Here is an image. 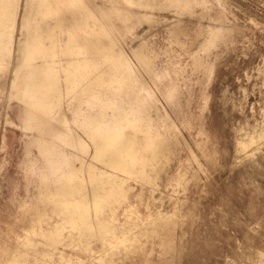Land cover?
<instances>
[{"label":"bare ground","instance_id":"bare-ground-1","mask_svg":"<svg viewBox=\"0 0 264 264\" xmlns=\"http://www.w3.org/2000/svg\"><path fill=\"white\" fill-rule=\"evenodd\" d=\"M199 1L209 2L205 12L209 23L196 31L199 45L190 63L206 74L214 71L213 62H204L203 55L221 42L226 46L235 42L237 31L229 23L230 16L248 22L252 14L242 12L234 0ZM191 2L0 0V114L8 116L13 102L19 103L17 121L6 120L23 131L27 162L39 176L43 205L27 229L24 250L16 260L30 264L28 257L39 255L43 264H51L49 252L57 250L66 237L68 245H78L95 258L94 264H124L132 255H142V264H177L181 259L174 236L187 216L180 208L183 203L170 215L165 210L141 214L129 206L128 220L120 225L116 211L128 201L130 179L147 185L152 195L157 193L160 159L167 146L160 126L166 125L167 113L159 116L156 91L169 103L176 91L173 84L163 91L157 82L186 76L181 63H171L170 48L164 51L168 59L160 66L159 54L136 29L157 22L156 11H171L176 18L165 29L168 43L184 48L186 43L179 38L184 32L181 18ZM219 13L228 19L219 22ZM259 30L264 32V27ZM260 61L257 66L264 74V53ZM169 133H174L172 127ZM262 145L264 109L261 119L238 130L234 166L245 164V158L254 160L257 153V158L264 159ZM32 147L39 152L38 160L31 157ZM260 164L256 160V166ZM181 183L178 176L176 184ZM251 184L259 181L252 177ZM47 208L55 217L50 229L44 228ZM193 223L199 222L195 218ZM261 229V223L253 224L245 233L246 248L237 241L231 257L222 247L207 245L226 264H264ZM188 233L189 229L182 230L181 241ZM33 237H38L37 243ZM93 242L99 244L97 249ZM147 243L160 247L158 262L144 255ZM205 257L196 256L194 264H213L204 262ZM60 258L58 264H71L63 254Z\"/></svg>","mask_w":264,"mask_h":264},{"label":"rangeland","instance_id":"rangeland-1","mask_svg":"<svg viewBox=\"0 0 264 264\" xmlns=\"http://www.w3.org/2000/svg\"><path fill=\"white\" fill-rule=\"evenodd\" d=\"M234 1L241 6L242 12L252 14V21H236L230 16L229 23L237 31L235 42L228 46L221 42L209 55H203L204 62H213L211 73L204 74L202 68L195 69L190 63L191 54L199 45L196 31L209 23L205 13L209 2L192 0L190 9L181 18L184 32L179 38L186 43L184 48L168 43L165 29L176 18L171 11H156L157 22L152 26L144 23L136 29L159 54L160 66L168 59L164 51L170 48L171 63H181L186 76L157 82L163 91L171 84L176 90L171 103L156 91L159 116L168 114H165L166 125L160 126V134L167 146L165 156L160 159L157 193L152 195L147 185L130 179L126 186L128 201L116 211L117 225L128 220L130 213L126 208L129 206L141 214L151 212L156 215L159 210H165L170 215L183 203L180 208L187 216L176 228L174 236L177 250L182 253L177 264H194L195 257L202 255L206 256L204 262L214 264L218 260V264H226L223 257L211 254L207 243L222 247L231 257L237 241H242L243 249L246 248L245 233H250L253 224H262L264 238V159L257 158V153L254 160L245 158L242 162L245 164L234 166L238 130L247 122L253 124L255 119H261L264 109V74L257 66L264 53V32L259 30V26L264 27V11L256 4L264 3V0ZM252 3L253 8L250 7ZM216 13L214 9L212 14ZM223 18L228 19L222 14L219 22ZM151 85L156 90L155 85ZM19 109V103L14 101L8 116L0 114V264H7L9 260H13V264H24L15 256L24 250L22 242L29 235L27 229L38 208L43 209L39 176L27 162L23 131L6 120L16 122ZM170 127L174 130L172 135ZM261 148L264 149V145ZM31 157L40 158L36 147H32ZM256 160L261 162L260 166H256ZM178 176L182 177L180 185L176 184ZM252 177L259 184L252 185ZM195 218L199 223L191 225ZM45 219L44 228L50 229L55 217L48 208ZM183 229H189V233L181 241ZM33 239L36 243L39 240L38 237ZM69 241L66 237L57 250L49 252L51 264L61 261L60 254L71 264L96 262L78 245H68ZM92 246L97 249L99 244L93 242ZM159 250L157 244L147 243L144 255L158 262ZM79 258L81 263H78ZM142 259V255H132L124 260V264H142ZM42 260L39 255L28 257L30 264H43Z\"/></svg>","mask_w":264,"mask_h":264},{"label":"built area","instance_id":"built-area-1","mask_svg":"<svg viewBox=\"0 0 264 264\" xmlns=\"http://www.w3.org/2000/svg\"><path fill=\"white\" fill-rule=\"evenodd\" d=\"M250 1L253 2V0H250ZM256 4L264 11V3H256ZM253 5H254V3H252V5L250 7L253 8Z\"/></svg>","mask_w":264,"mask_h":264}]
</instances>
